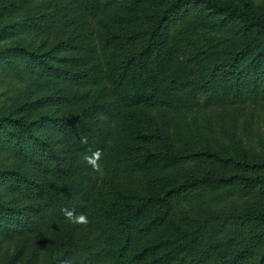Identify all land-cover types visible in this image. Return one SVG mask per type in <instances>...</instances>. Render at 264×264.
Listing matches in <instances>:
<instances>
[{"label": "rangeland", "instance_id": "obj_1", "mask_svg": "<svg viewBox=\"0 0 264 264\" xmlns=\"http://www.w3.org/2000/svg\"><path fill=\"white\" fill-rule=\"evenodd\" d=\"M171 1L0 0V51H6L0 54V116L39 121L35 133L52 143L71 177L94 191L84 212L89 223L66 221L62 209L70 210L74 201L56 184L54 161L34 146L17 151L8 147L11 138L0 129V205L17 210L14 215L0 213V264H107L108 250L94 225L101 210L128 201L133 193L152 188L162 193L194 179L242 176L231 184L212 178L172 195V213L159 227L163 234L177 236L180 227L201 222L207 229L172 264H190L202 256L208 257L207 264H217V243L223 245L240 226L235 215L264 212V185L249 186L246 179L264 173L262 167L246 165L264 161V28L259 33L258 29L246 32L234 21L204 24L207 10L189 6L166 21L156 44L139 57L158 13ZM230 1L250 4L264 23V0ZM253 45L259 52L249 57L245 51ZM17 46L36 51L40 57L18 55ZM233 53L245 57L241 66L224 64ZM133 54L136 61L142 58L150 89L163 87L180 75L203 85L197 104L163 105L155 97L121 106L125 90L111 88L109 77L117 75ZM13 60L17 66L12 68ZM215 65L220 66L214 71ZM240 69L245 72L239 73ZM246 73H252L249 83L257 93L239 100L225 93L224 101L217 98L207 104L210 86L221 91L229 80L240 77L241 81ZM90 76L103 81L96 86L88 82L80 90V82ZM71 79L75 82L67 83ZM76 87L79 92L71 98ZM140 120L145 123L140 126L142 132L148 134L141 143L132 130ZM8 128L17 129L13 124ZM95 134L109 145L134 139L142 151L147 147L160 151L161 145L150 141L170 134L177 138L182 162L125 180L101 160L100 170L94 171L83 159L90 153L81 138ZM205 150L217 156L201 154ZM228 158L237 164L225 162ZM53 211L50 228L44 222ZM254 251L241 264H254L260 248Z\"/></svg>", "mask_w": 264, "mask_h": 264}, {"label": "trees", "instance_id": "obj_2", "mask_svg": "<svg viewBox=\"0 0 264 264\" xmlns=\"http://www.w3.org/2000/svg\"><path fill=\"white\" fill-rule=\"evenodd\" d=\"M189 6H200L207 10L208 16H205V19L202 21L204 24L211 22L213 25L214 22L218 25H225L234 21L239 22L242 29L246 32L264 28L263 19L252 11L248 3L241 6L230 0H172L158 13L157 21L149 29L150 35L147 45L141 54H139V57H143L146 53L150 52L153 45L156 44L155 38L160 34L166 21L172 18L179 10ZM120 18H123V16L121 15ZM260 32L263 33V29ZM15 49L20 51L17 53L18 55L30 54L40 57L36 51H31L26 47L17 46ZM5 52L2 50L0 54L4 56ZM247 52L249 53L248 56L251 57L258 53L259 49L253 45L245 51V53ZM134 56L133 54L127 60L126 64L119 69L117 75L109 77L111 88L114 90H125L121 95V106L140 104L155 97H158L159 103L163 105H174L179 102L186 105L197 104L200 87L203 88V85L197 84V82L186 78L184 75H180V77L174 76L175 79L163 87L150 89L146 84L143 72L145 66L140 63L142 58L136 61L134 60ZM241 56L238 53L230 54L224 64L227 62L232 67L238 62L239 66H241L242 61L245 60V57ZM257 65V62L254 63L253 68H256ZM10 66L12 68L17 66L16 61L13 60ZM219 66L215 65L214 71ZM238 72L243 73L245 71L240 69ZM251 75L252 73H246L241 81L240 77L236 80H229L222 87L221 91L218 90V87L214 88L210 86L208 88L209 96L206 98L207 104H212L217 98H221L224 101L226 99L225 93L233 95L237 100L246 95L257 93L255 87H252L249 83ZM91 78L95 81L93 82ZM98 81L102 82V77L90 76L87 80L80 82L79 86H83L80 90H83L88 82L96 86V84H99L97 83ZM68 82L75 81L71 79ZM60 83L63 84L64 81H60ZM77 88L79 87H76L71 92V98L79 92ZM36 122L39 121L26 120L24 117H13L10 114L1 115L0 129H5L11 138L8 140V147L17 151L34 146L46 152L48 157L54 161L53 169L58 173V175L56 174V184L60 188V192H68L70 198L74 201L70 210H74L75 213L87 212L94 191L85 188L81 182L71 177L68 168L61 163L52 143L35 133L34 126ZM9 124H13L17 129H9ZM144 124L140 120L138 126L132 129L133 133H135L134 138L138 139L140 143L143 142V139L146 140L148 138V134L142 132L140 128ZM122 130L125 132V127L122 126ZM120 135L121 133L118 136ZM97 136L95 134L88 137L87 144H84L87 152L91 154V152L100 150L102 153L100 160L112 170L120 173L124 180L127 178H137L143 171L156 174L160 170L173 167L175 164L182 162L181 158L183 155L177 149V138L175 137L174 140L170 134L157 135L150 141L152 144L157 142L161 145V149L165 151L161 149L160 151H153L151 147H147L142 151L139 146H135L134 139H126L122 145L117 144V142L112 145H109V143L104 144ZM143 152L145 153L143 154ZM195 153L200 155L198 152ZM201 154L212 157L217 156L206 150L201 152ZM227 160L225 162L237 164L233 158H228ZM246 165L264 168V161ZM52 174L54 175V172ZM23 177L25 178L26 176ZM241 177L223 174L217 178L194 179L179 186L171 187L162 193L152 188L143 193H133L128 197L125 196V198L129 199L128 201L109 204L108 207L100 211L94 223L96 231L102 237L108 250L110 261L107 264H172V261L180 252L191 250L202 233L207 230L205 223L201 222L196 225L180 227L177 236L163 234L159 227L167 221L172 213V195L174 193L179 195L182 190L200 186L212 178V180L231 184L235 181V178ZM246 179L250 181L249 186H255L256 184L264 185V173L255 177H246ZM26 182L29 183L31 181L26 179ZM38 187L42 188V185H38ZM42 190L46 191L44 188ZM1 212L14 215L17 213V210L0 205ZM227 219L225 217L223 221ZM54 220L53 211L51 214H48L44 224L53 228ZM235 220L240 224L236 233L229 235L222 241L223 245L217 243L219 244L217 248L218 256L220 257V261L217 264H241V261L246 259L248 255H254V249L258 248H260V251L254 264H264V226H262L264 224V212L257 213L252 211L248 212V214H236ZM221 224L222 226L224 225L223 223ZM228 224H231V221ZM231 244L238 247L234 250L230 247L226 248V246H231ZM207 259L208 257L202 256L190 264H207ZM50 264H54V262Z\"/></svg>", "mask_w": 264, "mask_h": 264}, {"label": "clouds", "instance_id": "obj_3", "mask_svg": "<svg viewBox=\"0 0 264 264\" xmlns=\"http://www.w3.org/2000/svg\"><path fill=\"white\" fill-rule=\"evenodd\" d=\"M87 142H88L87 136L81 138L82 144H87ZM101 155H102L101 151L96 150L94 152H91L90 155L85 154L83 159L89 166L92 167L94 171H99L100 170L99 161L101 159ZM62 212L64 214L66 221L72 224L87 225L89 223L88 217L84 213L76 214L74 210H69L67 208L62 209Z\"/></svg>", "mask_w": 264, "mask_h": 264}]
</instances>
